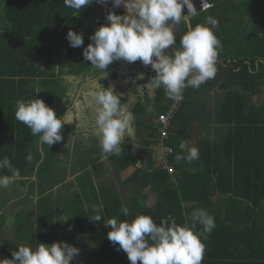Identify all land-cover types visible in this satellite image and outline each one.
<instances>
[{
	"label": "trees",
	"instance_id": "trees-1",
	"mask_svg": "<svg viewBox=\"0 0 264 264\" xmlns=\"http://www.w3.org/2000/svg\"><path fill=\"white\" fill-rule=\"evenodd\" d=\"M193 3L198 13L178 24L173 50L179 49L182 35L198 24L211 27L222 47L216 60V75L199 88H187L186 99L170 129L167 144L174 148L170 158L174 171L155 167L153 155L160 136L159 116L172 101L161 87L157 89L160 105L152 110V115L149 112L150 123L141 124L148 132L149 139L145 141L148 165L143 170L137 169L130 179L138 186L137 194L132 202L123 205L116 197L107 200L113 192L102 190L107 203L99 212L101 221L92 222L96 210L86 208L82 195L63 194L67 185L63 186V193H53V187L61 181L48 169L54 165L57 147L62 142L49 147L41 144L39 137L15 118L16 102L40 98L58 117L62 116L72 102L71 84L66 76H80L93 69L83 57L84 48L91 43L89 37L107 23L109 11L120 15L125 11L113 8L111 0L104 5L94 0L80 12L65 7L63 0H0V159L7 156L21 173V178L8 188H0V209L12 198L10 190L14 187L18 192L14 195L28 204L16 214L13 223L23 227L25 213H32L30 208L35 210V228H18L13 235V229L7 228L8 222L1 224L0 260L11 259L19 246L35 249L39 243L64 241L80 249L70 264H130L127 254L107 239L111 228L103 225L108 219L131 221L146 214L157 224L161 219L174 217L183 226L191 225L192 213L203 208L214 216L216 227L202 240L205 244L202 264H264V105L250 99L264 96V0H204L207 7L201 8L198 7L202 0ZM209 18L216 23L209 24ZM69 29L84 33L81 47L69 45L66 38ZM124 62L113 64L119 66ZM216 88L224 91V97L215 104L212 113H207L211 93ZM37 90L41 91L36 93ZM142 105H137L136 113L143 112ZM210 116L214 124L223 125L224 135L214 143L201 142V169L190 174L176 160L180 144L190 136L193 120L206 121ZM61 132L63 138L67 136L65 128ZM131 148L125 146L120 155L113 156L118 172L136 166L141 160ZM29 154L30 162L26 159ZM0 175L11 173L3 169ZM79 184L88 196L95 193L88 171L81 174ZM142 195L156 197L155 204L140 203ZM188 196L198 202L191 208L185 205ZM73 197L80 200L82 209L73 210ZM122 205L128 207L129 216L120 212ZM63 215L70 219L61 224L57 218ZM201 229L197 223L196 230ZM24 232L27 235L22 239Z\"/></svg>",
	"mask_w": 264,
	"mask_h": 264
},
{
	"label": "clouds",
	"instance_id": "clouds-1",
	"mask_svg": "<svg viewBox=\"0 0 264 264\" xmlns=\"http://www.w3.org/2000/svg\"><path fill=\"white\" fill-rule=\"evenodd\" d=\"M93 2L63 0L65 7L77 12ZM95 2L104 5L108 0ZM111 3L113 8L123 5L126 13L120 15L109 11L107 23L94 31L89 37L91 43L83 50L84 59L91 62V67L101 71V77L107 76V67L115 61L133 63L139 60L145 66L150 65L155 76L151 77L146 87L138 88L149 89L151 93L162 87L166 96L174 101L182 99L186 88H199L208 79L214 78L222 45L207 24L190 28L182 35L179 49L169 53V49L176 44L175 26L181 21L187 22L198 13L193 0H111ZM202 7H207L204 0ZM215 23L209 18V24ZM83 37L82 31L72 29L66 34L73 48L83 45ZM88 95L92 98L89 103L96 106L92 124L102 134V153L120 155L119 145L125 133L132 132L131 117L124 114L126 108L121 103L120 94L111 86H100ZM16 104L15 118L25 124L33 136H38L41 144L49 147L63 140L61 129L64 124L70 123L64 115L58 117L56 111L40 98L21 99ZM151 111L149 107L148 112ZM180 149L185 154H177V161L183 159L191 162L199 158V148L195 145L182 142ZM26 159L30 162L31 154ZM3 169H7L11 175H0V188H8L13 181L21 178L20 170L13 166L7 156L0 159V170ZM120 212L125 217L129 216L127 206L122 205ZM96 213L90 219L92 222L102 219L99 209H96ZM69 219L64 215L57 218L62 221L61 224ZM191 219V225L185 223L181 226L174 217L161 219L157 224L152 216L141 214L131 221L113 217L103 226H110L107 239L117 246V250L127 254L130 264H202L205 253L202 240L216 227L215 218L200 208L192 213ZM197 223L202 226L201 230H196ZM71 228L69 225V231ZM79 253V248L64 241L39 243L35 249L19 246L17 251L12 252L11 259L0 260V264H70Z\"/></svg>",
	"mask_w": 264,
	"mask_h": 264
},
{
	"label": "crops",
	"instance_id": "crops-1",
	"mask_svg": "<svg viewBox=\"0 0 264 264\" xmlns=\"http://www.w3.org/2000/svg\"><path fill=\"white\" fill-rule=\"evenodd\" d=\"M117 8L123 9V7ZM104 13H106V8L104 10ZM176 28H178V25L175 26L174 33L176 31ZM171 52H174L173 48L169 49V53ZM89 72L90 70L84 72L80 76H66V79L70 84H72L73 81H76L79 87L78 95L81 92L84 94H89L90 91L98 89L100 86H111L117 93L120 94V97L122 99L121 103L126 108L124 114L130 115L131 117L130 126L132 127V132L125 133L119 147L122 150V148L125 146H131L132 153L136 156H139L141 160L137 163L136 166H131L124 171L118 172L117 165L112 159L115 154L102 153V134L100 133L98 128L93 127L92 121L96 116V106L94 104L89 106L80 105L79 102H76L77 100L73 101L72 97L71 105L67 107L65 113L63 114L64 117L70 121V123L63 125V128L66 129L67 136H65L64 133L65 137L61 141L62 144L57 147L56 157L53 161L55 166L60 161L62 162V164L57 168L64 171V176L59 179L55 174H52L54 178L56 177V180L59 179L58 181H61L60 183H57L52 190L55 194L63 193L65 191V188L63 186L67 185L68 189L63 194H66L67 196L82 195L83 203L88 210L89 207H92L94 210L99 209L100 212L104 210V206L107 203L105 202V199L102 198V190H110L113 192V194L108 195L107 200H112L116 197L121 201L123 205H127L128 203L132 202L133 197L135 196V194H137L136 188H138V186L132 183L133 181H131L130 179L137 169L143 170L144 167L148 165V161H145V158L148 155L146 152L147 149L145 147V141H148L149 139L148 132L141 124L150 123L147 117L149 112L146 109L151 107V109L155 111L160 105V102L157 98V89L150 93L149 89L141 90L138 88L146 87L149 84L151 77L155 76V72L151 68V66H145L139 60L133 63H128L125 61L122 65L119 66H114L113 63L110 64L106 69V72L108 73L106 77H101V71L96 68H93L91 72ZM141 74H143L142 77L137 79V77H140ZM80 83L82 84V87ZM122 85L125 86V88H123ZM72 87L74 86L71 85V88ZM71 94L72 90L69 91L70 96ZM220 95L224 96V91L219 88H216L211 93L210 103L206 108L207 113L213 112V109L217 106L216 103L222 99V97L220 99H217ZM139 103H143V112L140 111L139 113H136L135 110ZM189 133L190 136H188V138L185 139L184 142H186L189 146L195 145L198 148L201 142L209 141L211 143H214L221 140L224 135L223 125L214 124L212 122L211 116L206 121L197 118L193 120ZM70 137H72V139H70ZM89 152H94L99 156V164H102L101 166H97L96 168H94L89 163H87L88 165H85L84 167L81 165L82 163L79 158ZM179 154L185 153H183L181 150L179 151ZM153 155L155 158V167L162 168L164 165V162L162 160V150L158 149V147L155 146V148H153ZM43 159L44 155L42 154L41 162L43 161ZM177 162L179 164L182 163L183 169H185V171L189 172L190 174H197L202 166L200 157L197 160H193L191 162L183 159ZM85 171H88L91 174L93 182L95 193L89 192L91 193L90 196H88V193H84L81 190L79 184V178ZM44 179L48 178L46 177ZM193 179H195L196 181L200 180L198 178ZM33 180H36V177H34ZM14 190V194H18L16 188ZM61 190L62 192H60ZM148 191L149 189H147L146 192ZM187 198H189L185 201V205L187 207L191 208L193 207V205L198 203L197 200H194L190 196H188ZM71 202L72 204L74 203L73 210L82 209V204L78 198L73 197L71 199ZM139 202L147 206L153 205L156 202V197L151 196L148 198L142 195L139 198ZM26 204L28 203L22 202V200L19 199L16 195H13L9 202H7L2 207V209H0V215H4V220L0 221V228L1 224H5L8 222L7 228L13 229V231L11 232V234L13 235H16V229L18 228H35V210L32 208H30L31 211H33L32 213H25L24 219L26 220V223L23 227L13 225V222L16 221V214L21 210L26 209ZM12 208L15 209L13 211H10V209ZM78 212H80L81 214V211ZM25 233L26 232L22 233V239L26 238L27 234L25 235ZM22 239L20 241H22Z\"/></svg>",
	"mask_w": 264,
	"mask_h": 264
},
{
	"label": "built area",
	"instance_id": "built-area-1",
	"mask_svg": "<svg viewBox=\"0 0 264 264\" xmlns=\"http://www.w3.org/2000/svg\"><path fill=\"white\" fill-rule=\"evenodd\" d=\"M187 88L183 91L182 99L179 101H171L169 108L159 116L158 122L160 124L157 147L162 150V160L164 162L163 167L173 173L174 168L171 165L170 158L174 153V148L167 144V140L170 137V129L172 124L180 111L183 102L186 99Z\"/></svg>",
	"mask_w": 264,
	"mask_h": 264
},
{
	"label": "rangeland",
	"instance_id": "rangeland-1",
	"mask_svg": "<svg viewBox=\"0 0 264 264\" xmlns=\"http://www.w3.org/2000/svg\"><path fill=\"white\" fill-rule=\"evenodd\" d=\"M201 6H199L198 8H201L202 7V3H199ZM120 7H123V9L126 11V9L124 8V6L123 5H121ZM187 12V9L185 8V13ZM72 86H74V87H72L70 90H72V94H71V98L73 97V101H76V102H79V104L80 105H86V106H89V105H92V103H89V101H91V97L88 95V94H84V93H80L79 95H78V93H79V87H78V85H77V83H76V81H73L72 82V84H71ZM80 85H81V87H82V84L80 83ZM122 87L123 88H125V86H123L122 85ZM118 90V89H117ZM119 90H120V88H119ZM239 91H242L240 88L238 89ZM75 94V95H74ZM86 95V96H85ZM78 96V97H77ZM87 97V98H86ZM223 98L224 96L223 95H220L217 99H220V98ZM250 99H251V101L253 102V103H260V102H262L261 104H260V106H262V105H264V96L262 97H260V98H257V97H251L250 96ZM134 103V102H133ZM81 109H82V106H81ZM130 109V108H129ZM153 114V111H151L150 112V115H152ZM45 151V150H44ZM46 152H47V150H46ZM43 155H44V153H43ZM79 160L81 161V165L84 167L85 165H88L87 163H89L92 167H94V168H96L97 166H101L102 164H99V156L96 154V153H94V152H89V153H87L86 155H82L80 158H79ZM62 164V162L60 161L56 166L55 165H53V163H52V167L51 168H49L48 169V173L50 172V171H52V173L53 174H55L59 179H61L63 176H64V171L63 170H61V169H58L57 167L59 166V165H61ZM54 177V176H53ZM44 181H46V180H44ZM44 184H47V186H49V184L48 183H46V182H44ZM15 188L13 187L12 188V190H10V192L14 195V192H15V190H14ZM60 192H62V190L60 191ZM15 208H12V209H10V211H13ZM25 210V209H24ZM22 214H24V213H22ZM15 225V224H14Z\"/></svg>",
	"mask_w": 264,
	"mask_h": 264
}]
</instances>
